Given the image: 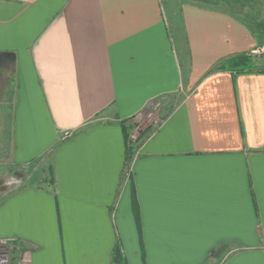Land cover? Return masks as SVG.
Here are the masks:
<instances>
[{
    "label": "crops",
    "instance_id": "obj_1",
    "mask_svg": "<svg viewBox=\"0 0 264 264\" xmlns=\"http://www.w3.org/2000/svg\"><path fill=\"white\" fill-rule=\"evenodd\" d=\"M232 1L190 0L172 29L162 0H0L14 264H264V21Z\"/></svg>",
    "mask_w": 264,
    "mask_h": 264
},
{
    "label": "rangeland",
    "instance_id": "obj_2",
    "mask_svg": "<svg viewBox=\"0 0 264 264\" xmlns=\"http://www.w3.org/2000/svg\"><path fill=\"white\" fill-rule=\"evenodd\" d=\"M188 1L190 0H167L165 2L164 11H165L166 19L172 29H174V25L177 23L176 22L177 14L180 12L182 5ZM217 1L220 3V0H214V2H217ZM242 4H243V7L241 8L239 5L242 6ZM230 7H231L230 9L233 12L239 14L241 17L246 18V20H249L250 23H254V21L257 22L260 20L264 21V0H241V2L232 1V3L230 4ZM251 56L255 58L264 59V55L252 54ZM20 99H21L20 93H17L16 99H14V101L17 100V104H18ZM15 106L16 104L11 107H6V115L10 116L11 120H12V117H14ZM133 123L135 125H133V127H130V131H129V144H130V148L136 149L137 145L140 144L143 139V136H142L143 130H147L148 128H150V126H147L146 128L144 127L143 129H141L140 135L138 136L137 140H133L132 133L139 132L138 131L139 128L137 127L136 122L133 121ZM150 125L153 126V124H150ZM11 133H12V127L6 129L5 137L1 138L2 143L0 144L1 149H2V153L0 154V185H1L0 193H1V197L5 195V193H8L11 189H15V187L18 189L22 187V185L24 184L21 181H19L18 178L13 176L14 174L13 169L8 165L10 164V160L7 157H5L7 155L6 146L9 145V139L11 137ZM33 169L34 167H32V170ZM16 172L22 175H25L24 171L23 172L16 171ZM9 182L11 186L9 185Z\"/></svg>",
    "mask_w": 264,
    "mask_h": 264
},
{
    "label": "trees",
    "instance_id": "obj_3",
    "mask_svg": "<svg viewBox=\"0 0 264 264\" xmlns=\"http://www.w3.org/2000/svg\"><path fill=\"white\" fill-rule=\"evenodd\" d=\"M167 0H162L163 6L165 4ZM236 1H240L241 0H234ZM179 15V16H178ZM176 26H180L182 23V17L180 12L177 14V21H176ZM256 27H258L261 31V29L264 28V22L256 24ZM264 31V30H263ZM177 35V34H176ZM178 36H179V29H178ZM254 63L253 60L251 59V57L249 56H240V57H236L233 59H229L227 61L222 62L221 64H219L218 66H216L215 69H220V68H238V70L242 71V70H246L248 68H253ZM135 148H128V153H127V157H126V170L128 171V169L130 168V165L132 164L134 158H135ZM38 175H41V171L37 174H34V178H33V184H41L44 183L41 178H37ZM41 180V181H40ZM114 258H115V263L116 264H120L119 261H121V256H120V250L119 248H116L115 250V254H114Z\"/></svg>",
    "mask_w": 264,
    "mask_h": 264
},
{
    "label": "built area",
    "instance_id": "obj_4",
    "mask_svg": "<svg viewBox=\"0 0 264 264\" xmlns=\"http://www.w3.org/2000/svg\"><path fill=\"white\" fill-rule=\"evenodd\" d=\"M253 54L264 55V48L258 49L253 52ZM156 117L151 113L148 114L141 122L140 120L135 121L137 127L139 128V132L132 133V139L137 140L138 136L140 135L141 129L150 124L156 123ZM72 137L71 132H66L63 136V140L70 139ZM131 169L129 168L127 171V176H130ZM15 242L12 240H0V264H14V254L16 252Z\"/></svg>",
    "mask_w": 264,
    "mask_h": 264
},
{
    "label": "water",
    "instance_id": "obj_5",
    "mask_svg": "<svg viewBox=\"0 0 264 264\" xmlns=\"http://www.w3.org/2000/svg\"><path fill=\"white\" fill-rule=\"evenodd\" d=\"M5 57H12V58H14V56L9 55V54L1 55V56H0V62H1L2 64H3L4 61H5Z\"/></svg>",
    "mask_w": 264,
    "mask_h": 264
}]
</instances>
